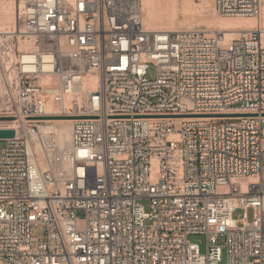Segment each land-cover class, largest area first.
I'll list each match as a JSON object with an SVG mask.
<instances>
[{
	"label": "built area",
	"instance_id": "obj_1",
	"mask_svg": "<svg viewBox=\"0 0 264 264\" xmlns=\"http://www.w3.org/2000/svg\"><path fill=\"white\" fill-rule=\"evenodd\" d=\"M213 1L262 15V0ZM18 2L0 29V117L15 121L0 125L15 130L0 262L264 264L262 28L150 29L141 0ZM54 117H73L66 147Z\"/></svg>",
	"mask_w": 264,
	"mask_h": 264
},
{
	"label": "rangeland",
	"instance_id": "obj_2",
	"mask_svg": "<svg viewBox=\"0 0 264 264\" xmlns=\"http://www.w3.org/2000/svg\"><path fill=\"white\" fill-rule=\"evenodd\" d=\"M19 0H0V29L1 30H11L15 27V16L17 12V4ZM142 9L144 14V23L147 18L148 9L145 6V0H141ZM157 7V23L156 25L150 26L147 23L145 25L148 28H154L155 30H171V27L176 29L172 30H204L212 29L211 31L219 30L216 29L220 19L230 18L235 16H221L216 13L214 8L213 0H155ZM185 6V7H184ZM238 17V16H236ZM162 22H159V20ZM264 20V0H262V15L259 19L254 18V20ZM160 24H159V23ZM264 23V21H263ZM159 24V25H158ZM157 28H156V27ZM160 26V27H159ZM163 26V27H162ZM162 28V29H161ZM264 29V25L262 26ZM237 35L228 36L229 38L235 37ZM264 42V33H263ZM150 76L153 77L154 73L151 72ZM1 85V76H0ZM1 96V93H0ZM3 145V141H0V148ZM143 203L148 207L149 201H143ZM241 214V210H237L234 214L238 218ZM249 217L252 219V211L249 212ZM43 230L38 228L35 234L39 237L42 236ZM191 241L199 242L202 251L206 247V239L204 236H191ZM0 264H3L0 262Z\"/></svg>",
	"mask_w": 264,
	"mask_h": 264
},
{
	"label": "bare ground",
	"instance_id": "obj_3",
	"mask_svg": "<svg viewBox=\"0 0 264 264\" xmlns=\"http://www.w3.org/2000/svg\"><path fill=\"white\" fill-rule=\"evenodd\" d=\"M155 3H156L155 0H145V6L148 9L147 18L145 20V23H147V26L148 24L150 26L156 25L157 18H159ZM17 7H18V4H17ZM263 21H264L263 19L254 20V18H251V17H243V16L236 17L235 16V17L220 19V22L218 23V25H215V27L217 26L216 29L226 32L227 36H231V35L233 36V35H238V33L241 30L250 29V28L256 27L257 25L262 28V26L264 25ZM159 22L161 21L159 20ZM171 28L176 29L175 27H171ZM211 30L212 29H208L207 31H211ZM262 32L264 33L263 28H262ZM94 82H96V79L94 77H87L85 80V83H86L85 86L92 87V83ZM54 118L58 119V121H56L57 122L56 127H57L59 147L61 148L66 147L70 144L71 138H72L71 122H72L73 117H54ZM3 124H7L11 126L12 128H15V121H9L7 123L0 122V125H3ZM48 128L49 127H45L44 129H48Z\"/></svg>",
	"mask_w": 264,
	"mask_h": 264
},
{
	"label": "water",
	"instance_id": "obj_4",
	"mask_svg": "<svg viewBox=\"0 0 264 264\" xmlns=\"http://www.w3.org/2000/svg\"><path fill=\"white\" fill-rule=\"evenodd\" d=\"M12 117L1 116L0 121H11ZM15 136V130L9 128H0V139L12 138Z\"/></svg>",
	"mask_w": 264,
	"mask_h": 264
}]
</instances>
